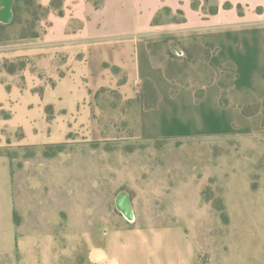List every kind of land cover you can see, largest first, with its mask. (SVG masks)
Instances as JSON below:
<instances>
[{"label": "rangeland", "instance_id": "1", "mask_svg": "<svg viewBox=\"0 0 264 264\" xmlns=\"http://www.w3.org/2000/svg\"><path fill=\"white\" fill-rule=\"evenodd\" d=\"M19 6L0 38L35 31V6ZM106 130L102 142L39 147L3 131L0 264H100L90 258H103L112 232L128 264H264V127L154 140ZM122 192L134 220L117 208Z\"/></svg>", "mask_w": 264, "mask_h": 264}, {"label": "crops", "instance_id": "2", "mask_svg": "<svg viewBox=\"0 0 264 264\" xmlns=\"http://www.w3.org/2000/svg\"><path fill=\"white\" fill-rule=\"evenodd\" d=\"M52 1L38 0L50 8L36 21V36L0 39V145L3 131L18 128L19 144L39 147L102 142L112 137L106 129L118 136L124 125L147 140L249 135L264 127V0H57L54 7ZM13 6L14 0L11 21L0 23L13 21ZM165 40L207 48L211 82L173 83L166 51L153 57L148 47ZM191 68L201 72L199 62ZM226 76L222 106L218 81ZM144 80L159 94L155 108L144 106ZM244 105L256 106L254 113L244 115ZM112 234L103 258L90 260L129 263Z\"/></svg>", "mask_w": 264, "mask_h": 264}, {"label": "trees", "instance_id": "3", "mask_svg": "<svg viewBox=\"0 0 264 264\" xmlns=\"http://www.w3.org/2000/svg\"><path fill=\"white\" fill-rule=\"evenodd\" d=\"M21 0H14V6H13V12L14 17L13 21L10 24H2L0 23V32L6 31L8 27L13 25L16 20V14L17 10L20 8ZM57 5V0H53L50 4V6L54 7ZM35 6L36 10L32 11L30 8V16L31 20L30 23L32 26L34 25L35 21L38 20L41 16H43L50 7H44L41 4H34L33 0H23V7L29 8ZM37 10L41 12V15H36ZM39 16V17H37ZM37 33L35 31H32L29 35H22V36H36ZM2 39V38H0ZM149 50L153 57L156 56V54L163 48L166 53L168 54V59L165 62V73L166 76L173 82L181 86H189L192 84H195L198 82V79L194 77H191V74L193 73L190 69L191 66L195 65L197 62H199V70L200 73L203 72L205 77L201 79V82H204V84L210 83L212 78V71L210 67L207 65V61L211 55V52L202 46L201 43L195 41L190 46H183L176 42H169L167 40L162 41L160 43H150L148 45ZM184 53V57H181V53ZM4 66L8 67L9 63L4 62ZM190 79V80H189ZM200 81V80H199ZM220 87L222 88V93L220 97V104L222 106L228 105V101L226 99V90L229 85V79L226 77L221 78L218 81ZM142 91H143V97H144V106L146 109L155 108L158 103L159 94L156 90V87L150 80H144L141 84ZM204 95V89L198 88L195 93V97L197 100H200ZM263 108H264V102H263ZM254 109H256V106L251 105H244L241 107L242 113L244 115H251L254 113ZM264 114V112H263ZM264 124V121H263Z\"/></svg>", "mask_w": 264, "mask_h": 264}, {"label": "water", "instance_id": "4", "mask_svg": "<svg viewBox=\"0 0 264 264\" xmlns=\"http://www.w3.org/2000/svg\"><path fill=\"white\" fill-rule=\"evenodd\" d=\"M13 0H0L2 4V9L0 11V22L8 23L12 18V7ZM116 204L118 210L128 219H131L133 216L132 208L129 202L127 195L121 194L116 199Z\"/></svg>", "mask_w": 264, "mask_h": 264}]
</instances>
